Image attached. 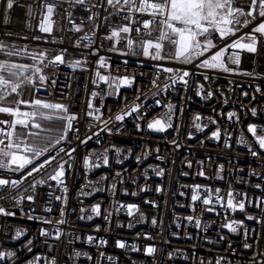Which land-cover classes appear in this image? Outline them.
<instances>
[{
	"label": "built area",
	"instance_id": "2783aa9c",
	"mask_svg": "<svg viewBox=\"0 0 264 264\" xmlns=\"http://www.w3.org/2000/svg\"><path fill=\"white\" fill-rule=\"evenodd\" d=\"M46 2L57 5L51 17L52 33L39 29ZM16 3L18 6L9 10L0 0V43L10 49L46 52L39 66L48 80L43 85L38 79L35 84L30 82L34 98L66 105L70 113L76 114L73 126L79 131H68L65 141L34 162L56 155L57 147L74 148L71 158L64 152L57 155V160L66 162L63 185L49 181L51 187L38 185L24 192L34 178H40L41 173H33L17 189L0 186V207L15 213L0 214V251L16 254L0 258V264H29L37 255L41 257L38 264H51L53 258L55 264H264V149L247 129L249 124L264 128V46L258 43L257 53L228 49L224 59L234 70H212L197 66L203 57L192 63L159 60L144 56L139 43L129 48L124 37L140 42L158 40L159 35L154 32L149 37L142 25L149 14L129 12L123 0L115 8L107 0H85L84 4L75 0ZM250 5L251 0H233V6L245 12ZM253 15L256 19L235 36L221 41L214 34L213 41L221 47L250 32L264 19L258 12ZM246 18L252 19L241 17V24ZM78 25L79 31L75 30ZM124 25L132 31L120 32L119 39L112 36L113 29ZM150 27L156 28L157 23ZM85 35L89 39H81ZM233 51L240 53L239 65L234 63L235 56L229 58ZM61 53L64 63L45 67ZM30 56L8 57L0 52V60L15 63L31 64ZM101 60L106 66H101ZM76 61L80 64L72 66ZM159 66L187 70V84L179 80L172 84L169 77L173 74ZM97 71L110 78L128 76L134 80L109 88L99 80ZM93 92L97 93L95 97ZM18 99L20 95L12 97L11 107L22 105L14 103ZM89 103L99 107L101 120L87 115L93 110ZM134 104L140 105L137 112L125 116L122 122L114 119ZM169 104L171 126L163 132L149 129L147 124L168 111ZM253 108L256 115L252 114ZM229 113L235 115L229 118ZM109 118L107 128L111 132L102 122ZM0 119L11 121L13 117L0 113ZM217 131L218 138L212 135ZM0 139L5 137L0 135ZM249 148L259 155L252 156ZM103 156L108 158L107 165L103 164ZM32 166L22 171L0 169V178L20 179ZM229 192L234 203H244L243 211L228 207ZM33 194L34 201L23 199L17 203L13 199ZM193 194L197 196L195 201ZM57 196L66 197V202L55 199ZM205 198L211 201L207 205L203 203ZM97 204L99 214L91 211ZM129 204L137 205L131 216ZM189 216L193 219L188 220ZM60 219L64 223L58 224ZM235 221L243 222L237 232L224 227ZM57 228L61 231L59 239L54 238ZM17 229L23 233L20 237L15 236ZM41 229L49 234L41 236ZM118 240L125 242L124 248L117 246ZM245 243L250 247H244ZM133 245L138 250H133ZM147 246H153L155 252L147 254ZM77 252L81 253L78 257Z\"/></svg>",
	"mask_w": 264,
	"mask_h": 264
},
{
	"label": "snow or ice",
	"instance_id": "6c2138e0",
	"mask_svg": "<svg viewBox=\"0 0 264 264\" xmlns=\"http://www.w3.org/2000/svg\"><path fill=\"white\" fill-rule=\"evenodd\" d=\"M4 5L7 9H13L18 6L16 0H3ZM85 0H75L77 4H84ZM109 5H112L114 8L118 7L121 4V0H107ZM123 5L127 6L129 12H139V13H148L150 18L144 19L142 21L143 28L147 30V35L149 37L153 36V33L159 35V39L149 38L144 41L135 42L130 37H124L127 41V46L132 48L135 43H139V46L142 49V54L144 56H150L152 59L159 60H177L185 63H192L194 59L203 57L199 60L198 67L208 68V69H222L225 72L233 71L234 69L227 67L225 62V53L228 52V49H240L245 50L248 53H257L258 43L264 46V19H260L259 23L256 24L250 32L244 33L235 39H232L229 43L224 44L221 47H218L217 44L213 41V35L218 34L220 40L223 41L225 37L235 36V34L240 31L241 28L246 27L252 20L256 19V16L253 15L254 12H258L260 18H264V0H251L250 8L247 12L241 7H234L233 0H123ZM44 11L42 13L43 19L40 21L39 29L44 33H52L53 31V21L51 17L54 14L57 5L54 3H44ZM122 10V9H121ZM251 17L252 19H244L243 24H241V17ZM157 17L159 20L157 21ZM128 19V17H125ZM91 19V17H89ZM157 23L156 28H151L150 25ZM77 31L80 30V26H76ZM132 29L128 25H124L121 28L113 29L112 36L120 38V32L130 33ZM137 32L140 31V28L136 29ZM259 34V36H257ZM34 39H41V37H34ZM81 39H89L87 35ZM79 43V42H78ZM150 49L154 51H150ZM210 49H215L210 52ZM0 52H3L5 56H22L27 54V49H15L9 48L8 45L0 43ZM205 53H210L205 56ZM235 56L234 63L239 65L240 63V53L233 51L229 53V58ZM46 58V52L40 51L38 53L34 52L31 54L30 59L33 61L31 64L26 63H15L11 60L4 59L0 60V101H3L8 94L10 89L11 93H16L19 96L18 89L20 88L23 81L27 80L33 84L36 83L38 79L40 85H43L47 82L48 77L43 72L42 68L39 66L43 64L44 59ZM59 62L64 63L63 53L57 54L53 57L51 64ZM101 66H106L101 60ZM80 64V61H76L74 65ZM163 71L172 73L173 75L169 77V80L172 84H175L177 80L187 84L185 77H188L190 73L187 70H177L172 67H163L159 66ZM31 72L32 75H27ZM100 81H103L105 84L111 88L113 85H116L118 88L120 84H131L134 80V77H109L108 75H103L99 71L96 73ZM111 79V83L109 82ZM55 83V81H52ZM96 83V81H93ZM152 83L155 85L156 81L153 80ZM168 85L166 87H169ZM259 91V88H257ZM109 95L113 93H108ZM96 92L92 93V96L95 97ZM210 95V93H209ZM16 104L30 105L31 111H21L19 107L11 106H0V113L8 114L13 119L11 121L6 119H0V125H8L7 128L0 127V135H3L7 140L5 144V139H0V169H7L13 171H22L28 165H33L24 176L20 179L9 180L6 178H0V186H11L13 189L19 188L22 181L29 176H32L33 173H41L39 179H33L26 188L24 192H27L29 189H35L38 185L48 184L49 181H56L57 184L63 185V177L65 176V161L57 160V155L60 152H64L71 158V153L75 151L72 149H65L64 147L55 148L56 155H48L40 163L35 164L34 162L38 160L41 156H44L45 153L51 151L56 145H60L62 141L67 139L68 131H79V129H74L73 121L77 120L75 113H70L68 107L61 103H50L45 100L36 98L32 100H23L18 99L14 101ZM157 104H160V101H156ZM168 111L163 113L160 118L154 119L147 124L149 129L155 131H164L167 127H170L171 124L168 122L172 117V105H166ZM89 108L93 109L89 111L87 115L93 117L95 120H101L102 113L100 112L99 107H94L89 103ZM140 108L139 104H134L128 110H122L121 114H117L114 119L117 121H123L125 116L131 115L133 112H137ZM47 110V111H44ZM252 114L256 115V109H252ZM229 118L234 116V113H229ZM53 119L62 120L64 122V131L63 133L55 140L48 139L47 137H41V131L50 132L51 129H45L42 127V124L39 121ZM197 119H199L197 117ZM111 118L108 121H102L107 128V124L110 122ZM20 125L24 129H28V132L25 133L22 137H16V126ZM30 126V127H29ZM139 127V124L136 125ZM197 129L201 127L199 123L195 125ZM248 132L252 134L255 138V141L258 143L260 149H264V128L258 129L256 124H249L247 126ZM37 130V131H33ZM108 132H111L110 128H107ZM98 135V133H94ZM191 135V134H190ZM212 135L218 138V131L213 132ZM31 137H37L43 139L45 142L43 144L37 143L35 141L30 142ZM91 137H86L90 139ZM19 141V142H17ZM83 142V141H81ZM243 142V141H242ZM252 156L256 157L259 155L257 151L252 150ZM107 151V150H106ZM119 149H116V152L119 153ZM139 159V157H137ZM53 161L56 163L53 164ZM107 156H103V164H108ZM85 163H88L87 158H85ZM16 167L13 169L12 166ZM47 166V167H46ZM95 166H99L96 164ZM43 170V171H42ZM255 174V173H253ZM203 175V173H201ZM51 187V184H48ZM199 188V185L196 186ZM257 188L260 187L259 184L256 185ZM65 192L67 191L66 185L64 186ZM219 191V190H217ZM13 199L17 203L20 200L27 199L28 201H34L35 195L27 196H15ZM57 200H63L66 202V197L57 196ZM192 200H197L195 194L192 195ZM211 201L207 198L203 200L204 204H209ZM227 205L229 208L235 209L239 208L244 210L245 205L242 201L236 203L233 202L232 193L229 192ZM128 214L131 216L134 209L137 208L135 204L127 205ZM100 205H94L91 209L92 212L99 214ZM51 210L50 208L48 209ZM81 211H84L81 209ZM208 211H212L211 208ZM0 214L5 215H15V213L6 211L3 207H0ZM61 217H63V211H61ZM30 219L32 217H29ZM91 219V216L88 217ZM193 217L189 216L188 220H192ZM248 219H254V217L249 216ZM50 222V221H45ZM58 224L64 223L63 219L57 221ZM155 223V221H153ZM242 221H235L234 223L225 224L224 227H227L231 232H237L238 226L242 225ZM131 227V225H129ZM22 231L17 229L15 236L20 237ZM47 229H41L40 235H48ZM61 235L60 229H55L54 238L59 239ZM92 237L89 236V242L92 241ZM28 245L32 244V241L29 240ZM101 243H106V241H101ZM116 244L120 248L125 247V242L116 241ZM244 247H250L249 244L245 243ZM133 250H138L133 245ZM28 251H31V248H28ZM147 254H153L155 248L153 246H147L145 249ZM15 252L11 251H0V258H12L15 257ZM81 253H75V256H79ZM171 255V254H170ZM41 259L39 255L29 264H38V261ZM51 264H55V260L51 261Z\"/></svg>",
	"mask_w": 264,
	"mask_h": 264
},
{
	"label": "trees",
	"instance_id": "16d2710c",
	"mask_svg": "<svg viewBox=\"0 0 264 264\" xmlns=\"http://www.w3.org/2000/svg\"><path fill=\"white\" fill-rule=\"evenodd\" d=\"M33 52H27L28 55H31ZM38 53V52H36ZM43 64H41L42 66ZM27 75H31V72H29ZM18 91L21 94V98L23 100H32L33 98V88L29 84L27 80L23 81ZM13 97V93L10 92V89L8 90V94L6 95V98L3 100L2 106H11L10 101ZM56 103V102H54ZM47 111V110H44ZM42 124V127L45 129H51L50 132L41 131L40 135L41 137H47L48 139L55 140L57 139L64 131V122L62 120L53 119L51 121L48 120H42L39 121ZM37 131V130H33ZM28 132V129H24L22 126L17 125L16 126V137H22L25 133ZM35 141L37 143L43 144L45 141L43 139H39L37 137H31L30 142ZM19 142V141H17Z\"/></svg>",
	"mask_w": 264,
	"mask_h": 264
},
{
	"label": "rangeland",
	"instance_id": "374dc122",
	"mask_svg": "<svg viewBox=\"0 0 264 264\" xmlns=\"http://www.w3.org/2000/svg\"><path fill=\"white\" fill-rule=\"evenodd\" d=\"M32 75V74H31ZM29 82V81H28ZM29 84H30V82H29ZM31 85V84H30ZM31 87L33 88V86L31 85ZM19 92V91H18ZM14 95H16V93H13V96ZM19 95H20V99H22L21 98V94H20V92H19ZM32 99H36V98H34V93H33V98ZM39 99H41V98H39ZM12 100V99H11ZM42 100H45V101H47V102H50V103H54L55 101H51V100H47V99H42ZM11 102V101H10ZM56 103H59V102H56ZM13 107H17V106H13ZM19 108L21 109V111H31L32 110V108H31V106L30 105H20L19 106ZM30 127V126H29ZM167 129V128H166ZM166 129L164 130V131H166ZM153 130V129H152ZM155 131V130H154ZM157 132H163V131H157ZM29 166H31V165H28L26 168H28ZM16 166L15 165H13L12 166V168L14 169ZM3 170H7V169H3ZM7 171H13V170H7Z\"/></svg>",
	"mask_w": 264,
	"mask_h": 264
},
{
	"label": "bare ground",
	"instance_id": "6f19581e",
	"mask_svg": "<svg viewBox=\"0 0 264 264\" xmlns=\"http://www.w3.org/2000/svg\"><path fill=\"white\" fill-rule=\"evenodd\" d=\"M33 93H34V91H33Z\"/></svg>",
	"mask_w": 264,
	"mask_h": 264
}]
</instances>
